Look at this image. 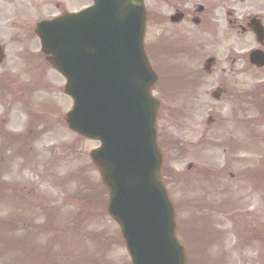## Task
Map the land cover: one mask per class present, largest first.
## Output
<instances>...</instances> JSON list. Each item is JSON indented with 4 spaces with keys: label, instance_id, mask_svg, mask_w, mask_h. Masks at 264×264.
<instances>
[{
    "label": "rangeland",
    "instance_id": "rangeland-1",
    "mask_svg": "<svg viewBox=\"0 0 264 264\" xmlns=\"http://www.w3.org/2000/svg\"><path fill=\"white\" fill-rule=\"evenodd\" d=\"M70 1L65 2L67 10L81 5ZM149 4V9H153L154 4ZM225 4L226 9L237 13L235 1L225 0ZM260 5L248 2L242 6L241 14L252 17ZM186 30L188 38L184 40L181 54L169 63L173 67L166 66L169 72L173 70L177 87L171 98V101L174 99L173 109L160 112L158 140L164 154L163 179L175 209L178 240L187 256L186 244L191 242L189 247L197 264H215L213 260L219 256L216 255L219 249L209 251L206 246L204 234L207 231L198 227L202 219H213L215 228L221 231L237 230L242 243L248 237L246 234H264V73L253 69L247 60L243 61L237 66L238 81L231 82V86H235L233 95L213 100L210 94L218 85L220 69L226 66L222 57L233 39L229 37L230 41L222 50L210 45V57L215 58L216 64L207 82L208 111L207 108L203 113L200 111L196 120L200 123L203 115V122L207 124L206 118L210 119L205 125L208 144L201 150L189 151L191 127L185 107L197 58L198 45L193 43L208 41L212 44L213 38L211 30L206 37L198 36L190 25ZM21 35L23 44L18 46L13 33H0L1 44L9 39L4 43L5 58L0 66V147L8 144L0 153V184L17 189L26 187L23 192L30 190L36 205H43L52 215L47 219L40 210L30 208L29 216H35L32 226L13 232L11 239L22 241L23 235L31 232L36 240L22 242L20 252H4L5 243L8 244L11 237L4 233L8 236L0 239V264H29V257L36 254H49V264H130L119 229L106 214L107 191L89 158V153L99 144L67 129L65 115L72 101L63 93L65 80L40 61L39 41L34 33ZM182 40L181 35L175 37L178 46ZM154 41L156 31L151 22L144 48L156 68ZM243 44L247 49L252 47L250 35L243 38ZM22 53L33 56L26 57L23 64L31 72H25L20 65ZM7 71L16 80L4 79ZM154 94L160 98L157 91ZM165 105H169L166 100ZM190 163L205 167L207 174L201 177L200 168L195 167V171L189 172ZM10 196L6 193L0 199L1 224L5 217L13 214L15 204H22L15 203ZM223 202L228 203L224 214L219 211ZM51 216L55 217L52 225ZM232 217L236 220L229 223ZM256 241L250 249L241 247L239 252L227 257V264H243L244 260L248 264H263L264 246L261 247L262 240ZM236 243L225 233L220 246L226 249Z\"/></svg>",
    "mask_w": 264,
    "mask_h": 264
},
{
    "label": "water",
    "instance_id": "water-1",
    "mask_svg": "<svg viewBox=\"0 0 264 264\" xmlns=\"http://www.w3.org/2000/svg\"><path fill=\"white\" fill-rule=\"evenodd\" d=\"M104 2L40 23L41 51L67 80L64 91L74 103L68 128L100 142L90 157L109 190L107 213L120 227L132 264H186L161 182L158 103L150 95L156 77L142 47L143 5Z\"/></svg>",
    "mask_w": 264,
    "mask_h": 264
},
{
    "label": "flooded vegetation",
    "instance_id": "flooded-vegetation-1",
    "mask_svg": "<svg viewBox=\"0 0 264 264\" xmlns=\"http://www.w3.org/2000/svg\"><path fill=\"white\" fill-rule=\"evenodd\" d=\"M67 0H0V33L8 32L14 34V41L19 46L21 42V34L34 32L35 25L38 21L48 19L51 17L61 16L66 12H77L91 4L90 0H77L81 3L79 8L67 10L65 2ZM235 1L234 8L237 13L231 9H226L225 0H143L146 8V25L149 27L153 23L156 31L155 46V61L157 64V83L156 90L160 96V111L166 109L172 110L170 105H165V100L170 98L173 94V82L168 67L172 61L171 54L175 49L176 34L182 35L187 32V27L195 29L198 36L206 37L211 30L213 38L212 44L208 41H196L193 43L197 46L196 59L191 72V86L188 101V115L191 127V141L188 142L189 151H196L205 148L208 142L205 139L206 126L209 118H206L207 124L203 122V115L200 117V111L203 113L207 108L208 111V78L214 74L216 60L212 57V62L207 64L206 61L210 57V45L217 46L222 50L223 45L233 39V43L229 44V48L224 52L222 57L225 67L220 69V80L217 85V94L213 98L218 101L222 95H233L235 86H231V82L236 84L240 77V72L237 68L239 64L249 58V54L253 51H261L264 54V44L257 42L256 37L252 32L251 19H257L259 25L264 30V0H232ZM149 2L154 4L153 9H149ZM248 2L254 4H261L257 10V14H261V19L257 14L249 18L248 15H243V5ZM248 7V6H246ZM236 14H239L235 16ZM257 24V23H256ZM194 30V31H195ZM17 34V37H16ZM250 35L253 40V45L250 49L243 46V38ZM220 40L217 42V40ZM229 40V41H230ZM9 39L3 42L6 44ZM14 41H11L14 42ZM225 50V49H224ZM216 56V55H214ZM202 57L201 61L200 58ZM160 64V66H159ZM256 69V68H255ZM257 71H264V67L256 69ZM4 79L8 78L16 80L11 72L3 74ZM169 145V143H167ZM201 147V148H200ZM188 171H193V166H188ZM195 171V170H194ZM206 233L204 238L207 242L218 244L223 240L225 231L212 229L207 221ZM212 230V231H211ZM255 240V235H250L244 240L243 248L248 250L251 248V242ZM209 246V245H208ZM226 251V252H225ZM240 251V250H239ZM223 253V258L219 264H227L226 258L231 254H236L238 251L232 247L220 249ZM246 257V255H245ZM243 264H248L243 261Z\"/></svg>",
    "mask_w": 264,
    "mask_h": 264
},
{
    "label": "trees",
    "instance_id": "trees-1",
    "mask_svg": "<svg viewBox=\"0 0 264 264\" xmlns=\"http://www.w3.org/2000/svg\"><path fill=\"white\" fill-rule=\"evenodd\" d=\"M0 239H1V237H0ZM5 251L4 252H6V251H10V250H12V248L14 247V243H12V242H9L8 244L7 243H5ZM28 260V259H27ZM27 260H24V261H27ZM31 260L32 261H35V264H46V258L45 257H43V258H40V257H38V256H36V257H34V258H31ZM29 261V263H31L30 262V259L28 260Z\"/></svg>",
    "mask_w": 264,
    "mask_h": 264
}]
</instances>
